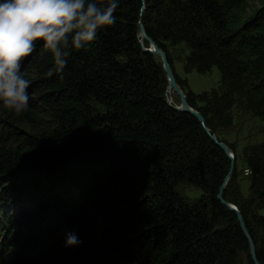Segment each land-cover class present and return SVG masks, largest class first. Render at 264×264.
Returning a JSON list of instances; mask_svg holds the SVG:
<instances>
[{
	"label": "trees",
	"instance_id": "16d2710c",
	"mask_svg": "<svg viewBox=\"0 0 264 264\" xmlns=\"http://www.w3.org/2000/svg\"><path fill=\"white\" fill-rule=\"evenodd\" d=\"M113 14L95 41L70 50L61 74H47L52 55L36 42L21 68L28 108L0 104L11 133L0 135V246L20 237L21 218L37 225L26 253L24 239L19 251L0 249V264H253L236 214L217 199L230 161L196 118L175 109L176 96L168 103L160 58L143 51L139 30L235 162L217 137L233 109L259 118L264 135V0H120ZM180 44L184 73L216 68L217 89L194 94L177 76L167 48ZM242 161L248 196L234 170L222 199L264 264V140ZM180 185L200 198L187 201ZM66 233L78 243L65 246Z\"/></svg>",
	"mask_w": 264,
	"mask_h": 264
},
{
	"label": "clouds",
	"instance_id": "9594fccd",
	"mask_svg": "<svg viewBox=\"0 0 264 264\" xmlns=\"http://www.w3.org/2000/svg\"><path fill=\"white\" fill-rule=\"evenodd\" d=\"M120 0H0V104L20 114L29 106L30 81L21 74L23 59L36 42L53 58V72L63 73L72 49H82L115 23ZM78 243L65 234V246Z\"/></svg>",
	"mask_w": 264,
	"mask_h": 264
},
{
	"label": "rangeland",
	"instance_id": "374dc122",
	"mask_svg": "<svg viewBox=\"0 0 264 264\" xmlns=\"http://www.w3.org/2000/svg\"><path fill=\"white\" fill-rule=\"evenodd\" d=\"M148 47L149 46L147 45L146 49ZM167 49L172 58L175 73L181 79L186 80L191 92H193L194 94H200L202 92H209L210 90L217 89L219 87L220 76L216 68H213L210 73L205 75H200L195 71L185 74L183 71V59L188 54V51L186 50L185 46L180 44L175 47H168ZM156 57L159 58L158 56ZM174 96L176 95L171 92H168L167 98L169 103H172V99ZM176 98L178 97L176 96ZM232 113V126L225 130H219L217 132V137L225 141L227 144L231 145L232 148L235 150V172L237 176V185L239 187L241 195L246 198L248 196L249 180L248 175H246L245 173L246 168L242 161V151L246 147L259 144L264 140V135L262 132L263 123L260 121L259 118L254 117L249 113H244L238 108L233 109ZM15 130L25 133L28 132L27 128L25 129L24 127L19 126H17ZM9 134L11 135V133L8 131L6 123L1 120L0 135L6 139H10ZM7 141L9 142V140ZM178 189L187 201H195L201 196V192L198 189L187 185H180ZM3 207L7 208L6 206ZM11 211L13 212L8 211V213H12V215H9V217L18 218L20 216L18 213L15 212L16 210L14 211L13 209H11ZM259 213L264 216L263 210ZM4 224L8 226L6 221H4ZM23 224H25L26 227L31 228V231L28 232V236H23V230L21 227V225ZM36 226V224H27V222L23 221V218H21V224L19 226H16V231H20V237H16L15 241L13 240V237L11 240L8 239L3 246H0V249L7 251L8 248H17V251H19L22 245L24 244V239H26L25 246L23 247V252L20 253V255H24L29 244L31 243V237ZM12 231H15L14 226L9 227V232L11 233Z\"/></svg>",
	"mask_w": 264,
	"mask_h": 264
},
{
	"label": "water",
	"instance_id": "95a60500",
	"mask_svg": "<svg viewBox=\"0 0 264 264\" xmlns=\"http://www.w3.org/2000/svg\"><path fill=\"white\" fill-rule=\"evenodd\" d=\"M139 37H140V44L141 46H143V42L147 41L148 42V48H144L142 47L143 51L154 54L156 56H158L160 58L161 61V65H162V69L165 73L166 76V80L168 82V92H171L173 94H175L178 97L179 100V104L178 106H175L176 110L179 111H183L186 113H189L190 115H192L194 118H196L198 120V122L201 124V126L204 128L205 132L208 134L209 138L216 143V145L225 153L226 157L228 158V160L230 161V166H229V170L227 173V176L224 178V181L219 189L218 195H217V199L227 207L228 210H230L231 212L236 214V219H237V223L242 231V233L244 234V237L246 238V240L249 243V248H250V256L252 259L253 264H258L256 259H255V254H254V246L253 243L250 239V236L247 232V229L243 223V220L237 210V208L229 203H226L223 201L222 199V194L223 191L226 187V183L229 180L230 176L232 175L233 171L235 170V162H234V155L233 152L228 148V146H226L223 142L218 141V139L216 138L215 135H211L208 131V129H206V127H204V119L203 117L195 110H193L192 108H190L187 103H186V99H185V95L183 94L182 90L179 88V86L176 84L175 82V78L172 72V69L170 68L166 56L164 54V52H162L152 41L148 40L146 38V34L144 32V29L140 26V30H139Z\"/></svg>",
	"mask_w": 264,
	"mask_h": 264
},
{
	"label": "built area",
	"instance_id": "2783aa9c",
	"mask_svg": "<svg viewBox=\"0 0 264 264\" xmlns=\"http://www.w3.org/2000/svg\"><path fill=\"white\" fill-rule=\"evenodd\" d=\"M245 173H246V175H248V172L247 171Z\"/></svg>",
	"mask_w": 264,
	"mask_h": 264
},
{
	"label": "bare ground",
	"instance_id": "6f19581e",
	"mask_svg": "<svg viewBox=\"0 0 264 264\" xmlns=\"http://www.w3.org/2000/svg\"><path fill=\"white\" fill-rule=\"evenodd\" d=\"M169 103V102H168Z\"/></svg>",
	"mask_w": 264,
	"mask_h": 264
}]
</instances>
